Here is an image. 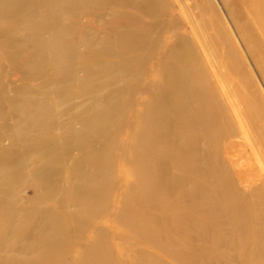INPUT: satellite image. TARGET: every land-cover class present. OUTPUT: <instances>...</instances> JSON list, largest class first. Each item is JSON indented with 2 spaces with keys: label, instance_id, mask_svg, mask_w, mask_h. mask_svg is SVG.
Instances as JSON below:
<instances>
[{
  "label": "rangeland",
  "instance_id": "obj_1",
  "mask_svg": "<svg viewBox=\"0 0 264 264\" xmlns=\"http://www.w3.org/2000/svg\"><path fill=\"white\" fill-rule=\"evenodd\" d=\"M263 1L45 0L44 31L0 22V239L15 246L0 264H252L264 241ZM56 30L64 62L35 47ZM91 148L108 185L89 210L77 184ZM142 160L166 184L165 201L160 187L147 197L156 207L135 204ZM206 170L236 218L197 200ZM183 191L210 202L192 209ZM137 215L143 231L127 227ZM48 239L44 260L34 245Z\"/></svg>",
  "mask_w": 264,
  "mask_h": 264
},
{
  "label": "bare ground",
  "instance_id": "obj_2",
  "mask_svg": "<svg viewBox=\"0 0 264 264\" xmlns=\"http://www.w3.org/2000/svg\"><path fill=\"white\" fill-rule=\"evenodd\" d=\"M43 1L44 2L43 3L41 2L39 7L36 8V7H34L35 5L32 3V0H0V22H3V21L20 22L23 24L25 30H30L33 32L34 31H36V32L44 31L48 28L47 26L49 23V19H46V8L43 7V5L46 4V2H45V0H43ZM58 4H56V6H55L56 8L59 7ZM262 5L264 6V1L262 2ZM6 8H9V9L5 10ZM56 11H58V10H56ZM58 29H60V28H58ZM58 32L60 33V30H58V31L56 30V35H55L53 44L51 46H49V42H47L45 40L43 41V39H42L40 41L41 43H39V42L36 43L35 47L40 48L41 45H42V48L46 47L47 49L51 50L56 61L64 62V50L62 48L58 49L56 47L57 46L56 43L59 40ZM27 67L35 69V67H33L32 64H29ZM151 154L153 155L152 152H151ZM150 158H152V156H150ZM106 159L107 158L105 156H103L101 152H98V151L94 152L91 148L90 156L85 161V164H84V165H86L85 167H87V169L88 168L92 169L91 170L92 174L91 175L83 174L80 176V180L77 184V190H78L77 200H79L83 205L87 206V208L88 207L91 208L93 206L94 202L97 199H100L101 196H103L102 194L106 192L105 188L108 185L107 184L108 183L107 182L108 161ZM152 159H150V160H152ZM142 161H143V163H142L143 168L141 167V169H143L142 175L139 179L134 180L136 183H133V185H132L133 188H131V190L134 191V193L136 192V194H137L136 199L138 200V202H135V204L141 208L152 207V206L156 207V205H154V204H159V203L150 202V201H148L147 197L153 196L154 192L156 191L154 189L155 187H157V188L160 187L159 188L160 189L159 190V196L157 195L158 199L159 200L167 199L168 198V197H166L167 196L166 195L167 190H165L166 184L165 183L163 184V182H161V181H157L155 179H152L150 174H151L153 167L151 166V164H149L150 162L148 163V161H145V162H144V160H142ZM205 175L209 177L207 179L208 182H207V184H205L206 186H203V189H205V190H203V191L201 190L202 192L199 191L200 193H197L198 197H200L197 200H200V199L206 200L208 198L213 197L216 200V202H213V205L210 206L211 207L209 209L210 214H215L218 211L219 213H221V215L229 217L231 220L233 218H236V216L238 215L239 212L238 211H232V210L229 211L228 207L225 206L226 198L224 196V191H221V190L216 191L213 189L215 187V186H213V183L216 181V178H214L213 174L209 173L208 170H206L204 172V176ZM89 176H92V177H89ZM143 179H147V181L151 185V188L146 189L143 187V184L141 183V180H143ZM189 182L192 185L197 184L194 181V179H191ZM183 192L186 193V195H191V197L193 198V199L191 198V201L188 204L189 206L192 207V209H197L198 207H200L202 205H206L207 203L210 202V201L209 202L200 201L197 203L194 201L196 197H194L193 194H191V192H186V191H183ZM132 194H133V192H132ZM187 198H189V197H187ZM168 201H170V200H168ZM219 202H220V206L218 205ZM124 203H125V205L123 208H125L126 210L129 209L128 211L125 210L127 213H129L130 208H131V207L129 208L130 202L125 201ZM163 203H165V202H163ZM164 205H167V204H164ZM34 208H35V212L37 213L38 216H40L41 213H44L39 206L36 205ZM90 208H88V209L91 210ZM89 210H86V212H88ZM133 218H135L134 219L135 221H132L131 223L129 222V225H127V227H129V230L131 227V229L135 228V229H138L139 231L140 230L143 231V229H142L143 226H141V223L143 222L141 220H143V219L139 215H137L136 217H133ZM189 218L187 217V219H189ZM200 218H202V217H200ZM53 220H54L53 231L56 233L59 230V220H57L55 216H53ZM1 221H4L5 223L3 222V224L9 226V229L7 230V233L9 232V235L16 237L19 234L18 233L19 231L17 230L18 231L17 232L16 229L14 228V226H15L14 222H6V219H2ZM197 223H198L197 224L198 231L202 232L203 237L206 240V237L208 236V234L206 232H208L207 231L208 229L205 228V226L202 222L198 221ZM241 230L242 229H240V228H239V231L237 229V231L239 233ZM152 236H154V235H152ZM49 237H51V236H49ZM51 238H53V237H51ZM53 239H55V238H53ZM0 240H2V241H0V254H3V253L8 254L11 250H13L12 248L15 247L14 245L6 246L7 245L6 242H8V241H4L3 238ZM213 244L216 245L217 240H214ZM55 245H56V242L54 240L51 241L50 239H48V241L43 240V241H40L39 243L36 242L34 246L35 247L36 246L41 247V249L43 250V252L45 254L44 256H42V258L44 260H46V259H48L50 254L55 250V248H56ZM253 245H254L255 251L252 252L250 254V257H249V258H251L250 259L251 263L252 264H264V241H261V242L255 241V243ZM101 247L102 246H100L99 248H101ZM83 254H85V253H83ZM96 256L97 255L92 254V257H91L92 261H93L92 264H102V262ZM11 261H14V259H11Z\"/></svg>",
  "mask_w": 264,
  "mask_h": 264
}]
</instances>
